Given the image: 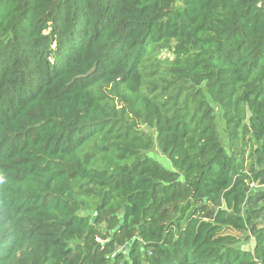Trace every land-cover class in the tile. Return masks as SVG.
Returning <instances> with one entry per match:
<instances>
[{"label": "trees", "instance_id": "obj_1", "mask_svg": "<svg viewBox=\"0 0 264 264\" xmlns=\"http://www.w3.org/2000/svg\"><path fill=\"white\" fill-rule=\"evenodd\" d=\"M261 163L264 0H0V264H264Z\"/></svg>", "mask_w": 264, "mask_h": 264}, {"label": "rangeland", "instance_id": "obj_2", "mask_svg": "<svg viewBox=\"0 0 264 264\" xmlns=\"http://www.w3.org/2000/svg\"><path fill=\"white\" fill-rule=\"evenodd\" d=\"M166 55L165 53L162 54V56ZM217 127L220 132V135L224 140H227V135L224 130V123L219 115L217 118ZM140 130L146 132L148 135H150L153 139V146L148 152V155L152 158L156 159L163 165H165L168 168H171V162L167 158L166 155H164L158 145L157 141V133L155 129L150 128L144 124L140 126ZM250 137L248 135L245 136L244 140H239L236 143V150L239 152L244 153L245 163L246 165H250V163L255 162L257 158V146L261 145V142H256L254 140H250ZM260 168H264V163L258 164ZM264 177L259 178L257 181L251 184L249 192L256 194V196H259V200L256 203V208L259 210L256 215H254V218L259 223H264V181L262 180ZM210 207L213 209H216L213 205L210 204ZM227 233L235 234L239 236L240 241L237 244L239 248L243 249H252L255 245V236L250 231H245L242 233H239L232 229H227Z\"/></svg>", "mask_w": 264, "mask_h": 264}]
</instances>
